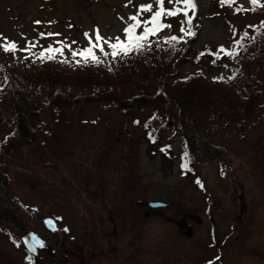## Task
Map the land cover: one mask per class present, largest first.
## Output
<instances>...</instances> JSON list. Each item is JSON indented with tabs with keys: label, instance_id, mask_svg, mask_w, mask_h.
I'll return each mask as SVG.
<instances>
[{
	"label": "rangeland",
	"instance_id": "1",
	"mask_svg": "<svg viewBox=\"0 0 264 264\" xmlns=\"http://www.w3.org/2000/svg\"><path fill=\"white\" fill-rule=\"evenodd\" d=\"M262 3L0 0V64L72 72L111 64L154 35L169 61L177 49L165 41L186 42L173 83L234 81L223 58L264 23L251 12ZM2 84L0 74V93ZM256 90L245 136L213 139L224 160L218 171L201 168V180L170 122L99 106L43 111L36 144L7 163L12 192L32 215L0 224V264H264V72ZM149 201L169 206L150 213L141 206Z\"/></svg>",
	"mask_w": 264,
	"mask_h": 264
},
{
	"label": "trees",
	"instance_id": "2",
	"mask_svg": "<svg viewBox=\"0 0 264 264\" xmlns=\"http://www.w3.org/2000/svg\"><path fill=\"white\" fill-rule=\"evenodd\" d=\"M251 12L264 15V3L252 4ZM164 44L177 49L170 61L165 46L150 35L137 51L119 54L111 64L97 59L72 72L40 61L0 64V224L17 225L21 217L32 215L12 192L7 163L17 150L36 144L46 110L99 106L109 113H140L170 122L187 147L189 172L197 180L202 179L201 168L220 170L225 151L213 139L245 136L243 122L250 119L260 93L256 85L264 72V23L240 35L235 54L223 58L234 81L209 84L192 75L173 83L186 42L179 37ZM242 90L248 92L247 102L239 98ZM143 126L148 130L150 123Z\"/></svg>",
	"mask_w": 264,
	"mask_h": 264
},
{
	"label": "water",
	"instance_id": "3",
	"mask_svg": "<svg viewBox=\"0 0 264 264\" xmlns=\"http://www.w3.org/2000/svg\"><path fill=\"white\" fill-rule=\"evenodd\" d=\"M146 206L152 209H158V208H166L168 204L163 203V202H149V203H146ZM198 222L200 224L203 223V221L200 219L198 220Z\"/></svg>",
	"mask_w": 264,
	"mask_h": 264
},
{
	"label": "flooded vegetation",
	"instance_id": "4",
	"mask_svg": "<svg viewBox=\"0 0 264 264\" xmlns=\"http://www.w3.org/2000/svg\"><path fill=\"white\" fill-rule=\"evenodd\" d=\"M263 197V196H262ZM264 198V197H263ZM224 247V246H223ZM218 259H220L219 257H218Z\"/></svg>",
	"mask_w": 264,
	"mask_h": 264
}]
</instances>
